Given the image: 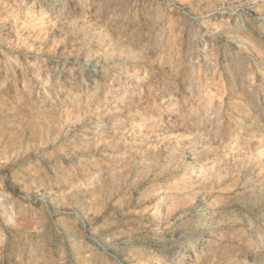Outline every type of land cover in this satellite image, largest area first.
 I'll list each match as a JSON object with an SVG mask.
<instances>
[{
	"label": "rangeland",
	"instance_id": "obj_1",
	"mask_svg": "<svg viewBox=\"0 0 264 264\" xmlns=\"http://www.w3.org/2000/svg\"><path fill=\"white\" fill-rule=\"evenodd\" d=\"M51 1L0 0V264H264V0Z\"/></svg>",
	"mask_w": 264,
	"mask_h": 264
},
{
	"label": "bare ground",
	"instance_id": "obj_2",
	"mask_svg": "<svg viewBox=\"0 0 264 264\" xmlns=\"http://www.w3.org/2000/svg\"><path fill=\"white\" fill-rule=\"evenodd\" d=\"M66 1L67 0H52L51 1V3H52L51 5L52 6L53 5H55V6H58L59 5L60 8L62 7V9L64 10L65 9L64 6L66 5ZM112 7L109 6V5H106V16L107 17L109 15L110 9ZM13 12L15 13L14 14L15 17H17V16L20 17L19 18L20 21L15 20L16 36H17V39L19 41H21V42L24 43L25 41L28 42V40L30 38H32V37L38 36L39 37L38 39H40V37H43L44 36L45 30H46V27H44L45 26V20L43 19V17H41L40 13L38 14L37 12L34 11L33 5H32V9L31 8H27L26 11H21L20 9H15ZM70 13L72 14V12H70ZM104 16H105V13H104ZM14 19H16V18H14ZM8 44H10V39L8 40ZM97 55H99L98 52L89 53L87 55V58H92L93 59ZM7 63H8V67L3 68L5 66V64L7 66ZM98 64H99V61L95 62V66H97ZM0 67H1V69H0V76H1V75H5L7 71L10 72V69L12 68V65H10V62H7V61H4V62L3 61L2 62L0 61ZM56 70L57 69L55 68V71ZM19 71L22 72V70H20V69L18 70V72ZM13 80L16 81L17 80V77L16 76L15 77L13 76ZM21 80H22V84H24L26 81H28V82L30 81L29 78H24V77H22V75H21ZM31 80H33V79H31ZM34 80L37 83L38 82L46 83L48 85L47 86L48 89H50L51 87H54V86H56L58 88H62L65 85V83H66V81L62 80V78L60 77V74H59L58 71L55 72L54 74H51L50 76H48V74H45V77H43V78L38 77L37 79L34 78ZM90 82L93 85V88H99V87L102 88L103 87V84L102 83H99V80H98L97 77L96 78H92V80H90ZM70 91H72V90L70 89ZM93 91H94L93 94H95V90H93ZM0 103H1V99H0ZM61 174L64 175L65 173H62L61 172ZM8 188L11 190V192H12L13 195H16V196L21 197V198H23V196H25L26 193L29 192L28 189H27V187H24L23 185H18V184L17 185H11L10 186V183H8ZM49 202H51V201H49ZM7 205H8V199L6 198V195L0 194V206L2 208H5V207H7ZM205 246L207 248L206 251H208V252L209 251H212V249L214 250V247H213V245L211 243L206 244ZM49 253H50V251H47L46 252V255L49 254ZM199 254L200 255H204L205 254L204 250L203 251L200 250ZM27 256L30 258V257L34 256V254H32L31 252H29V253H27ZM29 258H27V259L29 260Z\"/></svg>",
	"mask_w": 264,
	"mask_h": 264
}]
</instances>
